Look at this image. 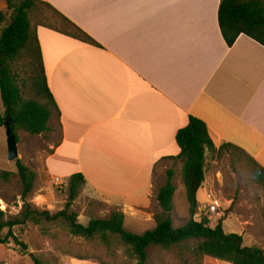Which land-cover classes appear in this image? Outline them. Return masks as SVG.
I'll use <instances>...</instances> for the list:
<instances>
[{"label": "crops", "instance_id": "obj_1", "mask_svg": "<svg viewBox=\"0 0 264 264\" xmlns=\"http://www.w3.org/2000/svg\"><path fill=\"white\" fill-rule=\"evenodd\" d=\"M42 1L99 44L37 29L60 110L45 167L65 182L85 177L80 197L96 204L87 214L120 211L133 228L156 223L165 170L183 166L171 159L181 152L176 135L191 117L217 147L238 145L264 167V46L246 35L227 45L221 0Z\"/></svg>", "mask_w": 264, "mask_h": 264}, {"label": "trees", "instance_id": "obj_2", "mask_svg": "<svg viewBox=\"0 0 264 264\" xmlns=\"http://www.w3.org/2000/svg\"><path fill=\"white\" fill-rule=\"evenodd\" d=\"M9 14H0L2 29L0 32V92L5 114L0 113V127H5L9 118L14 134L22 130L33 136L51 133L50 121L60 117V110L48 86L43 55L38 38V27H46L79 41L98 46L99 44L49 3L42 0H5ZM52 15L60 26L51 24ZM219 26L229 47H233L241 35H246L264 46V0H221L218 11ZM26 69V77L21 78L20 70ZM176 142L181 150L179 156L171 158L181 162L182 180L186 197L190 205V219L182 227L176 228L172 220L174 210L175 172H167L165 185L160 189L157 200L162 211L155 215L157 226L142 235L125 229V214L112 211L107 219H92L87 226L79 221V215L71 211L78 198L80 189L86 184L82 174L70 177L69 198L64 210L51 213L39 210L29 201L35 191L37 174L21 160L16 163L20 183L21 197L24 203L21 212L7 218L0 211V245H9L12 241L21 250L28 246L15 234L16 227L27 224L41 226L44 223L64 222L68 232L74 237L86 240H100L108 249L112 240L117 238L127 247V254L137 264H146L148 249L162 247L169 250L189 240L199 242L196 256L204 257L213 264L223 261L229 264H264V250L256 246H245L242 235L226 233L223 221L216 226L207 217L197 220L199 192L206 181L207 162L221 160L229 154H240L255 167V178L264 184V167L243 148L231 143L217 147L210 136L207 125L191 117L188 125L179 130ZM5 180L11 177L4 172ZM34 264H45L40 257H32Z\"/></svg>", "mask_w": 264, "mask_h": 264}, {"label": "rangeland", "instance_id": "obj_3", "mask_svg": "<svg viewBox=\"0 0 264 264\" xmlns=\"http://www.w3.org/2000/svg\"><path fill=\"white\" fill-rule=\"evenodd\" d=\"M1 9L0 4V14H9L8 9ZM47 14L51 16L53 26H60L57 19L50 13ZM1 29L0 23V32ZM26 72V69H22L18 74L21 78H25ZM2 107L4 104L0 92V109L4 115L5 108ZM55 118L51 133L41 136H33L22 130L17 133L18 160L37 174L35 191L29 197V201L35 208L48 210L51 213L64 210L69 198V181L51 178L45 167V159L51 152V147L60 139L59 124ZM4 128L0 127V202L2 201L6 208L4 210L0 203V211L5 212L7 218H11L21 212L24 203L21 197L22 185L16 167L18 160L9 161ZM254 169L255 167L240 154L227 153L217 161L209 157L205 186L199 194L200 202L195 218L199 220L198 218L204 217L205 206L208 204L205 196L212 193L221 202L219 212L210 216L213 226L224 220L223 228L226 233L242 235L245 246H256L264 250V184L258 183ZM168 170H165V175ZM173 170L176 193L172 220L174 226L180 228L190 219V205L182 180V168L175 164ZM4 172L11 173L9 180L1 177ZM86 205L94 207L96 204L81 199L79 191L71 211L76 212L79 217L82 215V220L78 218V221L85 226L88 225L89 217L95 218L89 215V212L87 214ZM130 221L131 219L127 221L125 229L139 235L156 227L154 223L148 226L139 224L133 228L130 226ZM14 232L28 249L21 250L13 241L9 245H0V264H34L32 260L34 256L40 257L45 264H137L136 260L128 256L127 247L117 238L112 240V247L108 249L98 239L90 241L70 235L66 224L62 221L44 223L41 226L27 224L16 227ZM6 233L7 230H4L0 235L4 237ZM198 244L197 240H189L169 250L151 247L148 249L146 264H213L214 261L196 256ZM217 264L229 263L220 261Z\"/></svg>", "mask_w": 264, "mask_h": 264}, {"label": "water", "instance_id": "obj_4", "mask_svg": "<svg viewBox=\"0 0 264 264\" xmlns=\"http://www.w3.org/2000/svg\"><path fill=\"white\" fill-rule=\"evenodd\" d=\"M7 144H8V158L9 161H16L19 159L18 141L16 135L11 127V121L8 118L5 123Z\"/></svg>", "mask_w": 264, "mask_h": 264}, {"label": "built area", "instance_id": "obj_5", "mask_svg": "<svg viewBox=\"0 0 264 264\" xmlns=\"http://www.w3.org/2000/svg\"><path fill=\"white\" fill-rule=\"evenodd\" d=\"M206 198H207L208 204L205 206V214L204 213L203 214H204V217H207L210 220V216L217 214L219 210L221 209V202L212 193H208ZM198 219L200 220L201 218H198Z\"/></svg>", "mask_w": 264, "mask_h": 264}, {"label": "bare ground", "instance_id": "obj_6", "mask_svg": "<svg viewBox=\"0 0 264 264\" xmlns=\"http://www.w3.org/2000/svg\"><path fill=\"white\" fill-rule=\"evenodd\" d=\"M0 203L2 204L3 209L6 208V207H5V204H4L2 201H1ZM4 210H5V209H4Z\"/></svg>", "mask_w": 264, "mask_h": 264}]
</instances>
